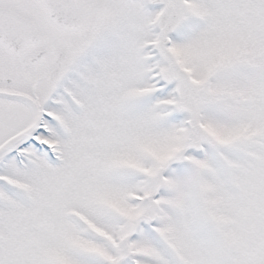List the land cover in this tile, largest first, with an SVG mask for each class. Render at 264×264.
Returning <instances> with one entry per match:
<instances>
[{
    "label": "snow or ice",
    "instance_id": "1",
    "mask_svg": "<svg viewBox=\"0 0 264 264\" xmlns=\"http://www.w3.org/2000/svg\"><path fill=\"white\" fill-rule=\"evenodd\" d=\"M0 264H264V0H0Z\"/></svg>",
    "mask_w": 264,
    "mask_h": 264
}]
</instances>
